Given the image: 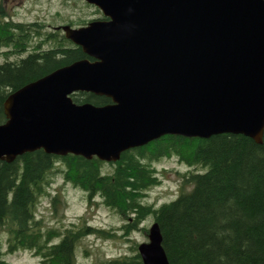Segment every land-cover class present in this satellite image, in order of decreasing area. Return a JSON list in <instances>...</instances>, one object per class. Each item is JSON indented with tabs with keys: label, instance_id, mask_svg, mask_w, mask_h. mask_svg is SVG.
Returning a JSON list of instances; mask_svg holds the SVG:
<instances>
[{
	"label": "water",
	"instance_id": "water-1",
	"mask_svg": "<svg viewBox=\"0 0 264 264\" xmlns=\"http://www.w3.org/2000/svg\"><path fill=\"white\" fill-rule=\"evenodd\" d=\"M104 18L58 25L88 56L11 91L0 160L26 151L114 161L165 133L264 131V0H85ZM90 91L105 104L76 102ZM143 264H170L156 221Z\"/></svg>",
	"mask_w": 264,
	"mask_h": 264
},
{
	"label": "trees",
	"instance_id": "trees-1",
	"mask_svg": "<svg viewBox=\"0 0 264 264\" xmlns=\"http://www.w3.org/2000/svg\"><path fill=\"white\" fill-rule=\"evenodd\" d=\"M94 13L100 8L92 3ZM0 7V15H1ZM2 16V15H1ZM89 18L69 21L85 23ZM40 20L0 17V122L3 101L13 90L53 69L88 56L60 27ZM76 102L105 104L110 97L90 91L71 94ZM177 155L188 170L184 186L171 199L155 204L147 189L160 182L155 162ZM98 196L122 219L118 234L125 240L149 217L156 221L170 264H264V131L261 142L243 133L220 132L208 137L165 133L127 148L117 160L93 155L26 151L12 161L0 160V264L4 252L32 249L40 264H79L76 243L84 236L114 233L86 222L43 228L37 202L49 193L55 175ZM190 185L186 188L185 185ZM56 197L54 196V199ZM123 234V235H122ZM57 238V239H55ZM129 250L98 264H143L136 241ZM6 250L3 249V243Z\"/></svg>",
	"mask_w": 264,
	"mask_h": 264
},
{
	"label": "rangeland",
	"instance_id": "rangeland-1",
	"mask_svg": "<svg viewBox=\"0 0 264 264\" xmlns=\"http://www.w3.org/2000/svg\"><path fill=\"white\" fill-rule=\"evenodd\" d=\"M0 17L17 20H40L47 28L78 21L82 18L97 16L93 5H87L85 0H0ZM0 45V49L5 48ZM0 53V61L3 59ZM157 174L160 182L147 189L146 198L155 204L174 197L182 186L181 173L188 170L187 164L179 156L173 154L156 161ZM186 188L190 185L186 184ZM54 196L56 197L54 199ZM36 215L43 228L55 227L63 230L65 227L89 223L93 226L112 231V236L90 234L82 237L75 248V258L79 264H98L103 258L126 253L131 240L140 243L148 239L143 229H135L125 240L119 236L122 219L119 214L109 208L98 196L87 197L86 192L70 180L63 178L61 172L49 187V193L40 196ZM152 220L145 218L140 226H150ZM123 235V234H122ZM57 239V238H55ZM6 250V244L3 243ZM5 264H40L39 256L32 249L20 248L12 252H4Z\"/></svg>",
	"mask_w": 264,
	"mask_h": 264
},
{
	"label": "flooded vegetation",
	"instance_id": "flooded-vegetation-1",
	"mask_svg": "<svg viewBox=\"0 0 264 264\" xmlns=\"http://www.w3.org/2000/svg\"><path fill=\"white\" fill-rule=\"evenodd\" d=\"M92 18H104V19H106V18H108V17H106V16H104L103 15V13L101 12V10L98 12V14H97V16H92V17H90L88 20H86V22L85 23H79V24H75V25H73V26H79V25H83V24H86L90 19H92ZM89 57V56H88ZM89 58H91V57H89ZM92 59V58H91Z\"/></svg>",
	"mask_w": 264,
	"mask_h": 264
}]
</instances>
